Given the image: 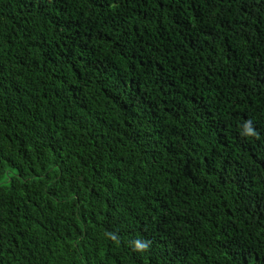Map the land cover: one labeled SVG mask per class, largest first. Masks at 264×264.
Masks as SVG:
<instances>
[{
	"label": "trees",
	"instance_id": "16d2710c",
	"mask_svg": "<svg viewBox=\"0 0 264 264\" xmlns=\"http://www.w3.org/2000/svg\"><path fill=\"white\" fill-rule=\"evenodd\" d=\"M0 264H264V0H0Z\"/></svg>",
	"mask_w": 264,
	"mask_h": 264
},
{
	"label": "clouds",
	"instance_id": "9594fccd",
	"mask_svg": "<svg viewBox=\"0 0 264 264\" xmlns=\"http://www.w3.org/2000/svg\"><path fill=\"white\" fill-rule=\"evenodd\" d=\"M243 127H244V133L246 135H255L256 134L254 129L250 126V124L248 122H245Z\"/></svg>",
	"mask_w": 264,
	"mask_h": 264
}]
</instances>
